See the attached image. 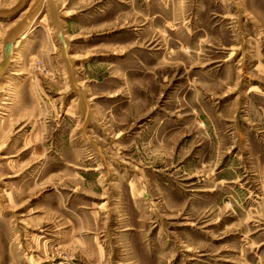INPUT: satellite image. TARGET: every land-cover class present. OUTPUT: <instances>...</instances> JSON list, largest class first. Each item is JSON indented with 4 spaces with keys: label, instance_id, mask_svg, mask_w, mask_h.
<instances>
[{
    "label": "rangeland",
    "instance_id": "374dc122",
    "mask_svg": "<svg viewBox=\"0 0 264 264\" xmlns=\"http://www.w3.org/2000/svg\"><path fill=\"white\" fill-rule=\"evenodd\" d=\"M0 264H264V0H0Z\"/></svg>",
    "mask_w": 264,
    "mask_h": 264
},
{
    "label": "water",
    "instance_id": "95a60500",
    "mask_svg": "<svg viewBox=\"0 0 264 264\" xmlns=\"http://www.w3.org/2000/svg\"><path fill=\"white\" fill-rule=\"evenodd\" d=\"M10 50V42H6L3 47V52H2V62L6 60V57L8 56Z\"/></svg>",
    "mask_w": 264,
    "mask_h": 264
},
{
    "label": "bare ground",
    "instance_id": "6f19581e",
    "mask_svg": "<svg viewBox=\"0 0 264 264\" xmlns=\"http://www.w3.org/2000/svg\"><path fill=\"white\" fill-rule=\"evenodd\" d=\"M50 10H51V9H50ZM53 19H54V18H53ZM54 20H55V19H54ZM59 23H60V22H59ZM58 25H59V24H58V22H57V23H56V27H58ZM56 33H57V35H58L60 38H62L61 35H60V33H59L58 31H57ZM10 47H11V45H10Z\"/></svg>",
    "mask_w": 264,
    "mask_h": 264
}]
</instances>
